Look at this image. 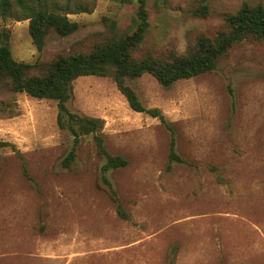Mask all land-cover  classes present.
I'll return each instance as SVG.
<instances>
[{"label":"rangeland","instance_id":"1","mask_svg":"<svg viewBox=\"0 0 264 264\" xmlns=\"http://www.w3.org/2000/svg\"><path fill=\"white\" fill-rule=\"evenodd\" d=\"M82 1L90 10L69 14L79 29L51 32L42 49L29 19L0 13V44L18 61L48 62L138 28L139 0ZM244 3L264 6L146 0L134 55L187 53ZM128 83L165 122L133 110L109 76H80L68 101L104 119L105 149L128 160L107 171L93 134L65 166L75 137L60 129L57 101L0 83V264H264V42L238 43L217 69L170 86L149 73ZM173 138L181 160H170Z\"/></svg>","mask_w":264,"mask_h":264},{"label":"trees","instance_id":"2","mask_svg":"<svg viewBox=\"0 0 264 264\" xmlns=\"http://www.w3.org/2000/svg\"><path fill=\"white\" fill-rule=\"evenodd\" d=\"M130 1V0H123ZM140 21L138 28L119 39L96 45L88 51L62 53L48 62L28 63L14 58L8 42L0 44V83L14 92H26L36 98L57 101V122L60 129H69L74 135L71 152L64 160L70 166L82 135L93 134L99 151L107 156L104 171L126 166L128 160L121 155H112L104 146V119L73 112L68 101L73 97L74 81L80 76H109L125 95L131 108L146 112L166 121L160 108H148L136 90L128 83L145 73L153 75L162 85L170 86L180 79L191 78L218 68L221 59L238 43L248 39L264 42V6L244 3L236 12L225 16V26L215 36L200 35L195 46L183 54L168 57L147 54L134 55V49L144 39L149 27L146 0H139ZM17 11V18L29 19V31L35 45L42 49L51 32L68 36L79 29L80 24L69 17L70 13L90 10L82 0H67L64 5L48 0H0V13L7 15ZM172 139L170 160H181L175 151ZM104 179L108 182L106 176ZM119 211L127 215L120 205Z\"/></svg>","mask_w":264,"mask_h":264}]
</instances>
